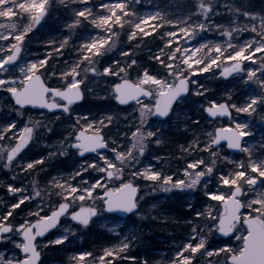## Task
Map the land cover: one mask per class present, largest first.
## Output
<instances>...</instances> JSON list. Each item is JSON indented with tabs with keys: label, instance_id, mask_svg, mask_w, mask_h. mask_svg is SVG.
Wrapping results in <instances>:
<instances>
[{
	"label": "snow or ice",
	"instance_id": "6c2138e0",
	"mask_svg": "<svg viewBox=\"0 0 264 264\" xmlns=\"http://www.w3.org/2000/svg\"><path fill=\"white\" fill-rule=\"evenodd\" d=\"M146 2L150 0H0V101L7 103L0 115V172L7 177L0 178L7 197H0V264H65V256L67 264H153L134 254L139 237L132 231L122 235L110 228L112 235L99 248H68L82 241L95 218L105 213L144 220L139 193L148 188L151 195L159 191L175 198L187 190L199 195L185 205V235L163 264H241L254 245L264 246L259 231L264 229V143H242L252 137L251 127L237 119L243 114L264 124V13L245 11L229 0H183L176 12L157 2L155 11L144 12ZM221 15L230 19L217 23L215 17ZM54 19L60 21L59 35L40 41L45 51L30 56V45ZM212 30L223 43L190 46L198 33ZM146 37L161 38L149 63L137 52L141 43L147 44ZM122 39L125 47L110 56ZM65 52L74 55L57 63ZM229 77L238 78L251 93L237 96L234 89H225L220 94L206 83ZM101 81L103 95L92 87ZM89 95L105 103L102 114H78L73 120ZM189 102L213 121L226 118L233 126L207 132L201 141V120L184 113L191 120L180 130L184 164L172 170L165 157L153 154L165 145L166 135L148 117H167L175 124L181 117L176 106ZM34 110L47 113L41 111V119H35ZM48 113L69 122L68 134L55 150L44 146L50 149L47 155L26 160L41 129L53 131L44 123ZM114 121L125 129L119 139L108 135ZM145 137L155 146L152 152L143 144ZM221 141L241 158L221 155ZM61 157L73 159V170L61 175L55 169L53 176L51 161ZM29 177L31 191L23 183ZM226 208L230 223L224 219Z\"/></svg>",
	"mask_w": 264,
	"mask_h": 264
},
{
	"label": "trees",
	"instance_id": "16d2710c",
	"mask_svg": "<svg viewBox=\"0 0 264 264\" xmlns=\"http://www.w3.org/2000/svg\"><path fill=\"white\" fill-rule=\"evenodd\" d=\"M161 3L162 6H167L169 10L176 12L177 10L181 9L183 7V0H150V2H146L142 5L141 10L144 12H152L156 10V3ZM223 2V0H221ZM229 3L234 4L236 7L243 9L248 12L253 13H264V0H229ZM216 8L220 10L221 13H226V9L221 8L220 4L216 5ZM230 19L227 15H221L215 17V20L217 23H222L226 20ZM60 21L58 20H52L49 23L48 28L43 31L38 39H34L33 43L29 47V55L31 56L32 52H39L43 53L45 49L40 46V41L48 38L49 36H58L59 33L56 31V29L59 27ZM147 44L141 43V46L139 49H137L139 58L144 61L145 63H149L148 56L151 55L152 52L157 51V43L160 42V37H157L155 41L151 39V37H146ZM240 40L242 42L243 37H240ZM222 37L215 31H207V32H200L198 33L191 44H208V43H223ZM127 44L126 39L118 40L117 41V49L114 50L112 53H109L110 56H117L119 54V50L121 47H125ZM202 56H207L208 53L202 51L200 53ZM74 55L70 52H65L64 57L59 58L57 63H60L65 57H71ZM62 66V65H61ZM217 72V75L219 74L217 70H214ZM208 75V74H204ZM209 88L214 89L217 93L223 94L224 90L228 88L230 80H223V79H215L210 78L206 81ZM237 84L234 87V90L236 92V95H241L243 92H249L251 93V89H245L242 86L239 85V80L236 82ZM228 84V85H226ZM92 87L94 88L95 93H100V95H103L105 93V85L104 82L101 81L100 83L93 84ZM196 98H193L195 100ZM88 100L86 99L82 104L84 105V110H82L81 113H74L73 114V120L75 119V116L78 114L83 115H96L97 118L100 117L102 114V110L105 109L106 105L102 101V103L96 104L94 106H90ZM175 112H180L181 117L180 119L176 120L175 124H173V121L171 119H167L168 122L167 128L163 129V131L166 135L165 137V145L162 146L159 149H155V152L153 154H158L162 157H165L168 160V168H171L172 170L175 169L174 165L177 164L178 161L182 160L180 158V152L178 149V145L185 143L184 134L181 133V129L185 127V125H190L191 120H185L184 113H187L188 117H191L192 119H200L201 120V127L199 130H197V134L200 136L201 141L207 139L206 133L207 132H213V129L211 127H215L213 124L214 121H209L205 114H202L198 107L192 103H185L183 105L176 106ZM31 116H34L35 118H41V116L37 113H31ZM50 117L49 120L44 121L45 124L50 126L53 131L47 132L46 130L42 129L44 131V134L42 135V141L41 144L33 147L32 152L28 154V156L25 157V159H33V158H39L40 155L44 154L47 155V152L50 150L47 147L44 146H53L51 150H55L54 146L57 145L58 142L63 141V138L67 136V124L69 123L64 118L57 121L52 117V115H48ZM246 117V116H245ZM247 118V117H246ZM248 120V118H247ZM249 121V120H248ZM155 123V121H153ZM250 124H251V131L257 132L258 134H264V126L256 125V119L250 118ZM159 124V123H158ZM213 125V126H212ZM209 129V131H208ZM107 131V130H105ZM125 131L122 124H114L111 132L108 133L111 137H117V135H121ZM190 138V137H189ZM250 137L246 138V143L249 141ZM148 142L150 144V150L149 152H152V150L155 148L154 145H152V142L150 138H148ZM228 153L226 149L223 150L221 155L224 153ZM230 155V154H229ZM233 159H239L241 156H234L230 155ZM147 157L151 163L153 160H151V157ZM74 167V161L71 157H61L60 159H53L51 161V166L49 168V171L52 172V175H57V172L55 169H59L61 175H66L67 172L72 171ZM44 174L41 173L40 176H43ZM0 178L7 180V177L4 176L3 172H0ZM32 178L29 177L27 179L23 180L24 185L28 186L29 190L31 191L32 186L30 184V180ZM39 179V177H37ZM45 181H40V187L41 189L44 188ZM0 197L5 196V190L0 189ZM162 197L161 195H152L150 202V207L152 211L146 215V222L143 226H139L137 224L132 225V231L135 232V234L139 237L135 241L134 245V254H138L141 258H150L153 264H163L165 257L168 253L172 251V246L174 243L179 242L183 239L186 228L183 227V212L185 211V205L189 202L186 200L184 196H178L173 198L171 195L163 196L164 198H158ZM45 198H47L45 196ZM199 197L191 196L190 201L195 203ZM153 204H157L158 206L153 208ZM2 206V205H0ZM163 210V211H162ZM153 217H156V219H153ZM165 217L167 219H165ZM132 218H135L133 216ZM131 219V218H129ZM91 227L90 232H86L83 235V240H77L74 244L69 245L68 248L74 249V248H89L92 247L99 248L100 243L105 239L108 238L104 233L103 230L99 228L92 229Z\"/></svg>",
	"mask_w": 264,
	"mask_h": 264
},
{
	"label": "rangeland",
	"instance_id": "374dc122",
	"mask_svg": "<svg viewBox=\"0 0 264 264\" xmlns=\"http://www.w3.org/2000/svg\"><path fill=\"white\" fill-rule=\"evenodd\" d=\"M192 45L199 46V45H196V44H190V46H192ZM214 70H217L218 73L220 71L219 69H214ZM229 80H230L229 85L226 84L229 87L226 88V89H234L233 86H235L237 84L236 82L238 81V78L235 81H233L232 79H229ZM87 100H88L87 102L90 103L89 104L90 106H94L96 104L102 103V101L97 100V98H96L95 95H89L88 98H87ZM0 110H2V111H0V115H3V111H6L7 110V103H6V101H0ZM135 115L138 117L139 116V113L137 112ZM33 118H35V117H33ZM132 118L133 117L129 116V119L130 120ZM24 119H25V121H27V119H28V115L27 114L25 115ZM35 119H41V118H35ZM237 119L238 120H241V121L247 120V118L243 114H241L239 117H237ZM248 120L250 121V118H248ZM248 120H247V122L250 124V122ZM148 121H149V124H153L155 126H159L161 128V130L167 128V125L166 126H161L157 122L154 123L153 122L154 121L153 116L148 117ZM113 123L114 124L115 123L116 124H122V123H117L116 121H114ZM213 124L215 125L214 128L211 127L213 129V132H214V130H215L216 127H231V126H233L228 121H222V120L214 121ZM255 124L256 125H260L262 127L264 126V124L260 123L258 119H256ZM250 126H251V124H250ZM208 131H209V129H208ZM251 132H252V137H250L249 141H252V143H257V147H259L261 143H264V141H262V138H264V134H258L257 132H254V131H251ZM120 136L121 135H117V137H115V138L119 139ZM41 141H42V138H39L37 141H35V143L33 144V147L41 144ZM148 141H149L148 138L145 137V139L143 141V144L146 145L149 148V150H150V144H149ZM30 143H32V142H30ZM254 151H255V149H254ZM146 156H147V153H146ZM153 162H155V161L153 160ZM183 164H184V160L182 159V160L178 161L177 164L174 165V167H175V169L177 167L182 168L183 167ZM207 179L208 178H205V180H207ZM151 193H152V189L151 188H148L145 191H141L140 192V195L144 196V200L141 201V211H142V214L145 216V218H146V215H148V213L150 211H152V209L149 208L150 207V202H152V200H151V197H152ZM154 195H159V196L161 195L162 197H158V198H164L165 196H168V195H171V194L162 193V192L157 191ZM181 196H184L187 201H190L191 196L199 197L198 193L197 192H194L192 190H187ZM134 221H135V223H134ZM145 222H146L145 219L142 220V221H140V220L137 219V217L131 218V219H127V220H121L119 218H113V217H110L107 214H105L104 216H101V217H99L96 220V223L94 225H92L93 226L92 229L99 228V229H101V230H103L105 232L104 234L107 237H109L110 235H112V233H109L108 232V229H110V228L111 229H115L117 233H121L123 235V234H127L128 232L132 231V225L137 224L139 226H143ZM49 259H51V256L49 257ZM67 259L68 258L65 256L64 257L65 264H67Z\"/></svg>",
	"mask_w": 264,
	"mask_h": 264
},
{
	"label": "water",
	"instance_id": "95a60500",
	"mask_svg": "<svg viewBox=\"0 0 264 264\" xmlns=\"http://www.w3.org/2000/svg\"><path fill=\"white\" fill-rule=\"evenodd\" d=\"M130 103L135 104L134 101H131ZM39 111H44L47 113V110H39ZM49 114H51V113H49ZM206 116H207V114H206ZM153 117H154V119H156L158 121H163L167 118V117H155V116H153ZM208 119L212 120V118H210V117H208ZM215 120H227V119L226 118H217ZM218 128H220V127H218ZM225 128H228V127H225ZM88 134L92 135V133H88ZM221 144L226 145V147H227V141H221ZM228 151L231 154H238V155L241 154V153H239L238 150L228 149ZM86 155H93V154H87L86 153ZM118 198L120 200H124V199H126V195L125 196H119V194H118ZM107 214L118 216L120 218H126V217L132 215L130 213H123V212H119V211L113 212V213H107ZM224 219L226 222L230 223L231 216H230V209L229 208L225 209ZM259 231L264 233V229H259ZM262 262H264V246L254 245L252 247V249L248 253L245 254V256L241 257V264H262Z\"/></svg>",
	"mask_w": 264,
	"mask_h": 264
},
{
	"label": "flooded vegetation",
	"instance_id": "af4514ba",
	"mask_svg": "<svg viewBox=\"0 0 264 264\" xmlns=\"http://www.w3.org/2000/svg\"><path fill=\"white\" fill-rule=\"evenodd\" d=\"M34 113H37V114H39L40 115V111H33ZM32 112V113H33ZM28 115V114H27ZM34 117V116H33ZM42 131V130H41ZM43 132V134H44V131H42ZM45 135V134H44Z\"/></svg>",
	"mask_w": 264,
	"mask_h": 264
}]
</instances>
